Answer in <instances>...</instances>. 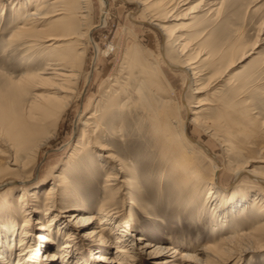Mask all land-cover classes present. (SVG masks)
<instances>
[{
	"label": "rangeland",
	"instance_id": "1",
	"mask_svg": "<svg viewBox=\"0 0 264 264\" xmlns=\"http://www.w3.org/2000/svg\"><path fill=\"white\" fill-rule=\"evenodd\" d=\"M30 1L0 0V89L5 83L3 87L7 85L11 76L15 79L20 77L27 59L35 55L34 52H24L22 49L24 38L12 39V33L20 25L21 16L29 14L35 8L36 2L29 5ZM89 1V12L83 13L81 5L74 8L78 18L75 28L78 33L83 34L85 56L82 58V68L80 67L76 84L77 91L58 119L50 135L51 139L41 146L37 156L28 161V167L24 170L25 178L31 179L25 186L30 190L29 195L37 191L41 200L40 212L32 215L31 222L36 228L43 225L37 223V220L47 225V220L50 219L44 215L47 208L46 196L52 186H55L53 180L59 177L56 175H61L66 181L64 190H56L55 208L50 214L60 218V222L65 225L62 234H58L54 226L51 229L54 228L53 243L48 252L56 256L52 259L45 257L47 249L42 248L33 262L62 264L59 251L73 234L72 244L77 254L70 259L72 264H118L117 261L101 263L96 257L107 250L115 251L113 246L119 234L108 237L106 244H92L82 237L86 228L74 227L69 220L76 204L83 201L86 206L95 208L98 205L96 199L104 201L112 194L113 202L121 209L122 224H131L132 230L125 238H130L137 248L136 254L131 253L133 257L129 256V264H197V260L182 258V254L195 252L191 247H180L183 245L181 237L192 244L212 246L216 239L232 233L229 228L233 227L235 231L243 233L252 230L253 224H263L264 215L255 208L251 210V203H248L245 215L237 216L232 222L237 223H229V227L221 226L210 213L202 212L194 203H189L190 196L176 190L170 174H162L157 168L158 154L150 152V146L155 143V127L151 117L161 110V115L166 112L163 106L165 94L173 99L174 111L171 108L167 112H172L173 117H189L187 103L197 104L198 100L205 103L200 116L208 127L216 121L226 120L225 117L218 116L219 110L210 103L219 101L221 104L226 102L231 105L229 111L235 110L238 118L243 116L241 123L231 128L232 137L221 136L210 128L204 132L197 124H190L188 132L202 144L205 143L216 154L218 161L223 163L219 172V184L223 192L229 193L235 188L234 197L247 194L255 200V193L261 192L260 189L264 190V186L253 183L251 178L243 174L236 179L235 171L247 163V159H254L256 162L253 168L264 174V161H259L264 157V0H209V4L206 0H191L185 7L175 10L166 21L171 29L177 27L190 43L185 53L189 59L197 60L195 65L196 68L198 66L196 71L199 74L195 83L204 87L197 94L195 83L192 86L189 84L188 74L181 68L173 69L168 66L164 59L165 53L172 62H181L185 56L179 53L180 48L175 46L176 42L174 45L167 43L159 29L142 19L144 14L141 8L128 0H108V9L103 13L101 4H104V0ZM148 1L152 6L159 2ZM209 7L216 9L210 11ZM169 9L167 7L165 11ZM91 27L90 40L83 32ZM9 43L12 44L11 49ZM207 55L211 58L202 61ZM46 56L47 54L40 56L41 61L44 62ZM40 63L34 67L41 66ZM153 72L156 73L154 77ZM129 118L134 119L132 124H128ZM81 120L89 121L92 130L89 134L99 138L100 142L115 152L122 164L127 163L130 169L135 170L125 171V176L122 175L121 179L136 182L142 190L138 206L144 211L134 206L130 208L127 204L130 197L126 195L127 199L125 197L126 200L123 201L121 195L116 194L118 186L114 185L115 182L106 181L111 171L102 165L99 152L92 143L88 144L89 138L82 135L85 127ZM140 132L151 134L145 137L148 151L128 158L131 149L138 146L137 142H133L134 138L141 135ZM126 138L129 139L128 143ZM247 146L251 147L248 149ZM74 150L79 154L71 156ZM198 160L204 159L198 156ZM202 164L209 167L205 161ZM11 180L15 181V178ZM108 182L113 185L107 187ZM14 183L0 189V196L4 192L11 194L8 189L19 186ZM20 193L21 190L16 192ZM94 201L95 207L92 206ZM20 223L21 220L18 221V227ZM34 232L38 234L37 231ZM169 234L175 238L172 243ZM141 235L147 239V244H155L156 247L145 248V245L138 244L137 240ZM169 245L177 250L176 256L170 254L173 250L168 253L165 249ZM77 256H80V260ZM0 264L4 263L0 261ZM229 264H264V249L247 250L238 261H229Z\"/></svg>",
	"mask_w": 264,
	"mask_h": 264
},
{
	"label": "bare ground",
	"instance_id": "2",
	"mask_svg": "<svg viewBox=\"0 0 264 264\" xmlns=\"http://www.w3.org/2000/svg\"><path fill=\"white\" fill-rule=\"evenodd\" d=\"M107 1L104 0V4H101L103 13L108 9ZM128 1L135 3L141 8V12L144 14V18H141L159 29L165 36L167 43L173 44L176 42L175 46L180 48L179 53L185 56V59L174 63L165 53L164 59L168 66L173 69L175 67L183 69L188 74L189 84L192 86L199 74L196 71L198 66L196 68L195 65L197 60L189 59L187 53H185L190 45L186 37L179 32L177 27L171 29L167 25L168 22H166L175 10L185 7L191 0H159L157 4L153 3V6L149 4L150 1L148 0ZM206 1L209 4V0ZM33 2H36L35 8L29 14L21 16L20 25L12 33V39L24 38L25 40H22V49L24 52H34L35 55L31 59H27L26 67L20 77L15 79L11 76L7 85L3 87L5 83L0 89V189L6 188V185L14 182L19 186L22 185L21 187H11L8 189V191L11 190V194L4 192L5 194L3 193L0 196V261L4 264H35L33 259L42 248L47 249L44 254L45 257L52 259L56 256V254L53 255L48 252L52 248L53 230L56 228L55 230L58 231V234H62V229H65V225L60 222V218L50 214L54 212L55 195L59 189L61 192L66 187L65 178L58 174L56 177H59L53 180L55 186H52L47 193V208H45L44 212V215L50 219H46L48 221L47 225L37 220V223H42L43 225L36 228L33 227L31 222L32 215L40 212L39 203H41V200L37 191L29 195L28 192L30 190L25 186L31 179L25 178L24 170L28 167V161L39 153L37 151L51 137L50 135L55 129L58 119L70 105L69 103L77 91L76 84L80 76L82 58L85 56H83V34L78 33L77 28H75L78 18L74 8L81 5L83 13L89 12L91 3L89 0H31L29 5H34ZM167 7H170V9L165 11ZM209 9L213 11L216 8L209 7ZM135 19L137 20L136 17ZM135 19L133 18V20ZM91 30L92 27L83 32L84 36L86 34L90 40L89 33ZM9 44V49H11L12 44ZM43 54H47L44 62L41 61L42 57H40ZM137 54L139 53L137 52ZM210 58V55H207L202 61H207ZM39 63L41 66L35 68L34 66ZM154 75L156 73L153 74V77ZM194 85H196V87L194 86L195 94L203 91L204 87L200 84L196 82ZM164 93L166 92L164 91ZM165 97L163 106L166 112L163 111L165 112L164 115H161V110V112L159 111V113L152 116L153 118L151 117V122L155 127L153 132L155 143L150 146V152L158 154L159 162L156 165L162 171V174H170L169 177L174 182L176 190L181 194L190 196L191 201L189 203H194V206L196 205L195 207L202 212L210 213L215 220L222 224L221 226H228L229 223L235 221L237 216L245 215L247 212L246 204L248 203H251L249 205L251 210L255 208L264 215V190L260 189L261 192L255 193L257 195L256 201L247 194L234 197L235 188L231 190L232 192H223L224 190L219 184V172L223 168V163L218 161L216 154L210 148H207L204 145L205 143L202 144L188 132L190 124H197L204 132H207L210 128L221 136L232 137L233 131H231V128L239 125L243 116L239 114L240 117L238 118L235 115L236 113H234L235 110L229 111L231 105L226 102L223 104L219 101L210 103L219 110L218 116L220 118L225 117L226 120L224 122L216 121L213 123L214 125L208 127L206 122L202 121V116H200L205 106V103H202L201 100H198L197 104L187 103L186 108L189 117L182 119L178 116H171L172 112L170 114L167 113L171 111V108L173 110L174 106L171 101L173 99L166 96V94ZM244 117H247V115H244ZM127 120L128 124L134 122L133 118ZM81 121L85 127L82 129V135L89 138L88 144H93L92 146L99 152L98 156L101 157L99 159L100 162L111 171L107 175L106 181L115 182L114 185L118 186L116 194L121 195L120 197L123 201L127 199L126 195L130 197V201L128 200L129 202L127 203L130 208L134 206L140 211H144L142 207L138 206L142 190L138 188L136 182L121 179L122 175L125 176V171L129 172L133 171V169H130L127 163L122 164L115 152L113 153L108 146L100 142L99 138L89 134L92 131L89 127V121ZM140 134L139 137L134 138L135 142L133 143L137 142L138 146H134L131 149L132 152L128 158L133 154L142 155L148 151L145 146V137L149 136L150 133L140 132ZM213 134L216 135V133ZM125 141L128 143L129 139L126 138ZM76 147H78L77 144ZM76 153L78 151L74 150L71 156ZM198 156L204 160H198ZM204 161L209 164V169L202 164ZM259 161H264V157ZM246 162L235 171L236 179L243 174V176L246 175L251 178L253 183H259L264 186V174L257 172L253 168L256 161L247 159ZM11 178H15V181L11 180ZM112 182H108L106 184L107 187L113 185ZM120 183L122 185H119ZM126 189L128 190L126 191ZM19 190H21V193L16 194ZM106 198L104 201L96 199L98 205H96L95 201L92 202V206L95 207L96 205L95 208H90V206H86L81 201L82 204H76L75 211L71 215L69 214L71 216L69 220L74 227L86 228L82 237L88 239L92 244H106L108 237L119 234L113 246L115 251L110 252L107 250L106 253L98 254L96 260L101 263L117 261L118 264H129V256L133 257V254L137 252L136 245L132 243V240L125 238L132 230L130 229L131 224H122L120 219L121 209L119 210L118 206L113 202L112 194ZM19 220H21L20 227H18ZM96 221L99 222L96 223ZM53 226L54 228L51 230ZM229 229H231L230 232L232 233L227 237L216 239L212 246H202L198 243L192 244L187 242L186 238L181 237L180 240L183 245L181 244L180 247H191L192 251L195 252L194 254H182V258L197 260V264H229V261H238L239 257L247 250L264 249V222L259 225H251L252 230L248 232L240 233V230L235 231L233 227ZM34 231H37L38 234ZM168 236L172 240L170 243H172L175 239L174 236L172 234ZM69 237L70 240L61 246L59 251L62 264H72L70 259L77 254L72 244L73 234ZM146 240L144 235H141L138 237L137 242L140 245H145V248L156 247L155 244H147ZM165 249H167L168 253L173 250L170 254L177 255V250L173 245H169ZM77 258L80 260V256H77ZM80 264H84V262Z\"/></svg>",
	"mask_w": 264,
	"mask_h": 264
}]
</instances>
